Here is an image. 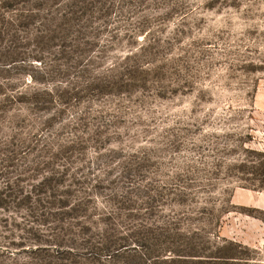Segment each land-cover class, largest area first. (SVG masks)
I'll return each instance as SVG.
<instances>
[{"label": "rangeland", "instance_id": "obj_1", "mask_svg": "<svg viewBox=\"0 0 264 264\" xmlns=\"http://www.w3.org/2000/svg\"><path fill=\"white\" fill-rule=\"evenodd\" d=\"M0 264H264V0H0Z\"/></svg>", "mask_w": 264, "mask_h": 264}]
</instances>
